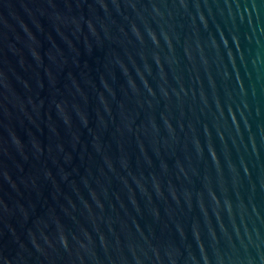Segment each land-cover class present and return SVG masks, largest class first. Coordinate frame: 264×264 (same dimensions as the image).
Masks as SVG:
<instances>
[{"label": "water", "instance_id": "obj_1", "mask_svg": "<svg viewBox=\"0 0 264 264\" xmlns=\"http://www.w3.org/2000/svg\"><path fill=\"white\" fill-rule=\"evenodd\" d=\"M0 264H264V0H0Z\"/></svg>", "mask_w": 264, "mask_h": 264}]
</instances>
